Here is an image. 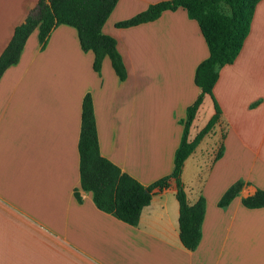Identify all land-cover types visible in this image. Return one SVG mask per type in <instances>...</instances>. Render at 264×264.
I'll use <instances>...</instances> for the list:
<instances>
[{
  "label": "crops",
  "instance_id": "obj_1",
  "mask_svg": "<svg viewBox=\"0 0 264 264\" xmlns=\"http://www.w3.org/2000/svg\"><path fill=\"white\" fill-rule=\"evenodd\" d=\"M39 0H0V55ZM168 0H118L103 26L127 76L81 50L75 28L55 27L41 49L38 30L0 77V264H264V208L242 199L264 191V0L243 46L219 69L188 141L215 115L180 176L189 204L202 198L201 239H179L175 179L155 188L137 226L100 211L80 189L81 106L93 103L99 151L143 186L168 176L186 109L200 95L197 66L209 55L199 25L183 8L131 27L116 24ZM243 185L225 207L218 201ZM79 192L80 200L74 196Z\"/></svg>",
  "mask_w": 264,
  "mask_h": 264
},
{
  "label": "trees",
  "instance_id": "obj_2",
  "mask_svg": "<svg viewBox=\"0 0 264 264\" xmlns=\"http://www.w3.org/2000/svg\"><path fill=\"white\" fill-rule=\"evenodd\" d=\"M260 0H168L150 5L145 11L116 24L131 27L157 19L164 11L183 8L187 16L199 25L209 55L201 62L194 74V83L201 93L186 109L182 121L183 132L175 150L171 173L149 186H143L132 176L102 157L99 151L93 103L85 95L81 106V128L79 136L80 189L90 192L95 206L116 219L137 226L144 207L149 205L155 188L168 186L170 178L177 185L176 199L179 204V239L188 250H194L201 239V226L205 213L202 198L189 204L180 180L185 160L217 121L220 110L215 103V115L197 134L188 141L189 128L203 100V95L212 98V90L219 77V69L232 64L238 56L250 29L255 7ZM118 0H39L24 22L17 26L6 48L0 55V77L15 64L29 35L38 30L41 49L44 48L51 31L59 25L76 29L81 50L94 54L93 69L100 73L103 60L108 58L120 81L127 73L113 37L103 33V26ZM227 7L228 11L224 8ZM214 101V98H213ZM215 102V101H214ZM243 182L232 185L220 198L218 205L225 207L238 194ZM74 196L80 200L79 192ZM246 208H264V191L257 190L253 196L242 199Z\"/></svg>",
  "mask_w": 264,
  "mask_h": 264
},
{
  "label": "rangeland",
  "instance_id": "obj_3",
  "mask_svg": "<svg viewBox=\"0 0 264 264\" xmlns=\"http://www.w3.org/2000/svg\"><path fill=\"white\" fill-rule=\"evenodd\" d=\"M224 9H225L226 11H228V8H227V7H225Z\"/></svg>",
  "mask_w": 264,
  "mask_h": 264
}]
</instances>
